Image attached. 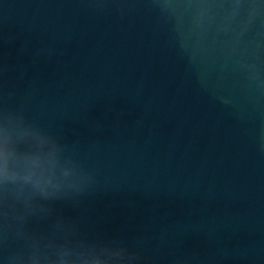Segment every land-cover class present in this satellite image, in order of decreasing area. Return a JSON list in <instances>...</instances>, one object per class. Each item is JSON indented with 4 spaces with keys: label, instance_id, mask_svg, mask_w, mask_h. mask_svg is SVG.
Wrapping results in <instances>:
<instances>
[{
    "label": "water",
    "instance_id": "water-1",
    "mask_svg": "<svg viewBox=\"0 0 264 264\" xmlns=\"http://www.w3.org/2000/svg\"><path fill=\"white\" fill-rule=\"evenodd\" d=\"M256 3L245 42L264 38ZM189 26L158 0H0V104L95 170L92 195L58 206L84 238L139 241L145 264H264V91L218 56L191 61Z\"/></svg>",
    "mask_w": 264,
    "mask_h": 264
},
{
    "label": "clouds",
    "instance_id": "clouds-1",
    "mask_svg": "<svg viewBox=\"0 0 264 264\" xmlns=\"http://www.w3.org/2000/svg\"><path fill=\"white\" fill-rule=\"evenodd\" d=\"M161 10L182 21L190 13L180 48L193 62L222 59L246 84L264 91V38L243 37L259 16L256 0H158ZM251 10L242 17L245 3ZM230 5L224 8V4ZM219 5L223 14H213ZM219 17V19H218ZM259 63L248 65L246 58ZM11 94H9L10 96ZM99 187L95 170L75 143L69 144L24 107L0 104V258L3 264H145L140 242L110 244L84 238L58 206H78ZM53 220L38 234L34 225Z\"/></svg>",
    "mask_w": 264,
    "mask_h": 264
}]
</instances>
